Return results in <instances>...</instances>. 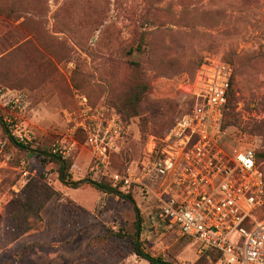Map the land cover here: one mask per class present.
Instances as JSON below:
<instances>
[{"label":"rangeland","instance_id":"374dc122","mask_svg":"<svg viewBox=\"0 0 264 264\" xmlns=\"http://www.w3.org/2000/svg\"><path fill=\"white\" fill-rule=\"evenodd\" d=\"M206 60L233 72L234 124L223 129L222 114V132L263 153L264 0H0V90L22 97L17 107L0 103V264H148L128 242L132 205L87 183L63 186L41 152L68 149L72 180H95L78 125L86 114L118 117L122 133L111 155L114 169L125 171L142 158L148 137H160L185 110L178 84ZM7 120L17 122L29 150L9 142ZM258 167L264 181V158ZM39 176L58 197L42 222L26 218L30 233H39L13 245L9 204ZM130 196L146 253L169 264H219L154 222L150 196Z\"/></svg>","mask_w":264,"mask_h":264},{"label":"built area","instance_id":"2783aa9c","mask_svg":"<svg viewBox=\"0 0 264 264\" xmlns=\"http://www.w3.org/2000/svg\"><path fill=\"white\" fill-rule=\"evenodd\" d=\"M231 76L230 65L206 60L192 79L180 82L178 91L187 107L163 138L148 137L142 158L125 171L111 166L122 133L118 117L86 114L78 127L87 140L95 181L106 179L123 195L137 191L150 196L156 206L154 222L197 243L199 253L216 251L219 264H264L260 163L253 148L233 144L220 128ZM21 101L19 94L0 90L4 106L17 107ZM10 123L6 125L14 128L12 135L24 142L25 136L15 130L17 122ZM51 152L68 157L65 148Z\"/></svg>","mask_w":264,"mask_h":264},{"label":"trees","instance_id":"16d2710c","mask_svg":"<svg viewBox=\"0 0 264 264\" xmlns=\"http://www.w3.org/2000/svg\"><path fill=\"white\" fill-rule=\"evenodd\" d=\"M232 76H233V72H232ZM232 76L229 81V88L226 94V103L223 109V119L221 122V127L225 130H228V128H231V126L234 124V118H235L234 114L231 115V117H229L230 110L233 105L234 93H235L233 90ZM193 77L194 75L190 79H192ZM2 126L4 127V131L8 136L9 142L15 148L19 150H29V148L26 147L24 144H22L21 142H18L12 136H10L9 131H8L9 129L7 128L5 124L2 123ZM168 130L164 132L160 137L156 136V138L158 139L163 138L167 134ZM41 155H43L47 163H54L57 165L56 166L57 167L56 168L57 180L63 186L70 188V189H77L83 183H87L94 190L98 192H102L104 194L106 193L109 195L114 194L115 196L128 201L133 207L134 217H135L134 233L132 237L128 238V242L131 247V253L135 257L147 262L148 264H169L168 262L160 258H155L151 256L150 254L146 253L144 249L142 248L141 243L139 241L142 219H141L138 208L136 207L133 199L130 196L132 193H129L127 195L120 194L118 190L116 188H113L108 182V180L106 179H103L102 181H95V180H90V179L74 181L72 180L71 174L69 172L72 167V162L68 161V158H62L61 156L57 154H52L50 152H41ZM262 158H264V152L260 154L256 153L257 163H260V159ZM111 166L114 169L112 155H111ZM263 185H264V181H263ZM56 193L57 192H55V190H52L41 176L37 178H31L30 180H28V182L23 186V188L17 195L18 198L10 202L9 208L6 212V218L8 219V222L13 225L14 230H15V233H13L12 235L11 243L17 242L22 236L32 231V228L30 227V225L25 222L26 218L29 217L38 222H42L41 212L52 201L53 198L58 197ZM263 208H264V195H263V205L261 206L259 210L260 217L264 216L262 214ZM204 253L212 256L215 262H217L220 259L219 253H217L214 250L205 249L200 252V254H204Z\"/></svg>","mask_w":264,"mask_h":264},{"label":"crops","instance_id":"0c3cea01","mask_svg":"<svg viewBox=\"0 0 264 264\" xmlns=\"http://www.w3.org/2000/svg\"><path fill=\"white\" fill-rule=\"evenodd\" d=\"M73 167V166H72ZM44 210V209H43ZM39 233V232H37ZM37 233H28L24 236H22L17 242L13 243V245H17L18 243L22 242V241H25L24 239H26L27 241H29L30 239L34 238V236L37 234Z\"/></svg>","mask_w":264,"mask_h":264}]
</instances>
